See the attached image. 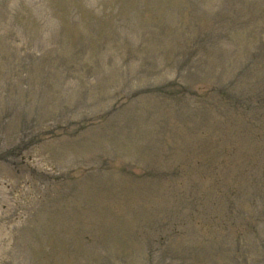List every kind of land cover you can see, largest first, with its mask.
<instances>
[{"label": "rangeland", "instance_id": "rangeland-1", "mask_svg": "<svg viewBox=\"0 0 264 264\" xmlns=\"http://www.w3.org/2000/svg\"><path fill=\"white\" fill-rule=\"evenodd\" d=\"M264 0H0V264H264Z\"/></svg>", "mask_w": 264, "mask_h": 264}, {"label": "trees", "instance_id": "trees-1", "mask_svg": "<svg viewBox=\"0 0 264 264\" xmlns=\"http://www.w3.org/2000/svg\"><path fill=\"white\" fill-rule=\"evenodd\" d=\"M259 98L264 99V91H262V87H260V90H259Z\"/></svg>", "mask_w": 264, "mask_h": 264}]
</instances>
